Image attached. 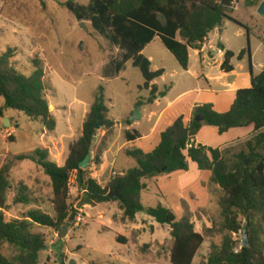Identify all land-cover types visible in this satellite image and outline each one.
Masks as SVG:
<instances>
[{
  "label": "rangeland",
  "instance_id": "obj_1",
  "mask_svg": "<svg viewBox=\"0 0 264 264\" xmlns=\"http://www.w3.org/2000/svg\"><path fill=\"white\" fill-rule=\"evenodd\" d=\"M67 1L0 0V55L9 49L14 50L10 63L28 76L35 71L31 60L43 59L48 87L46 97L57 122L56 129L50 131L41 120L8 108L0 95V181L3 184L0 213L4 212L7 218H21L35 208L53 213L50 177L34 161L20 160L18 156L42 146L49 149L53 161L64 164L69 146L82 135L84 121L100 86L105 88L109 118L116 121L117 130L129 126L127 117L130 113L133 115L138 106L151 108L148 102L150 92L141 88L145 82L141 70L133 65L131 59L116 72V64L123 59L124 50L112 45L108 38L92 27L90 21H83L84 26H81V22L64 5ZM74 1L87 4L90 0ZM248 1L240 0L228 13L247 26L249 33L244 27L226 19L221 36L223 42L235 51L241 48L248 50L249 47L251 64L254 60L257 69V63L264 61V16L256 7L249 6ZM143 54L147 58L152 57V69L163 67L167 70L156 80L164 92L162 106L181 92L199 86L193 71L180 67L159 36L144 49ZM234 62L237 64L238 60ZM244 64L249 69L248 54ZM172 85L174 88L171 90ZM153 108L160 109L156 105ZM150 126L147 119L137 125L143 133ZM204 130L203 134L211 139L207 143L213 148H219L223 141L235 135L234 131L217 133L213 137L208 131L212 130L210 126ZM96 131V140L91 147L92 160L86 170L89 175L97 174V180L105 186L113 178L112 171H127L137 163L121 151L112 165H105L104 152L120 147L125 139L122 134L112 133L103 125ZM255 136L220 148L230 165L237 161L240 152L249 151L247 142ZM141 142L144 144L141 147L149 149V143ZM128 148L141 149L139 144ZM152 177L156 178L144 179L149 187L142 192V203L149 207L163 205L174 212L177 220L189 216L196 230L205 236L193 264H208L211 244L220 243L228 234L219 205L224 191L213 183L212 172L201 170L190 162L188 171ZM22 186H27L35 199L30 204L15 201ZM69 187V202L76 212L72 213L75 218L68 233L62 237L60 232L39 225L32 229L34 233L43 234L47 244L41 252L39 264H70L72 261L75 264H172L170 257L174 239L170 225L159 223L144 211L138 212L135 219L124 218L118 201L86 204L76 173L71 175ZM77 217H81L78 224ZM239 220L246 226L242 216ZM242 233L243 230L234 234V240L241 242ZM120 235L124 236L125 243L118 240ZM2 252L10 256L13 249L4 245Z\"/></svg>",
  "mask_w": 264,
  "mask_h": 264
},
{
  "label": "trees",
  "instance_id": "obj_2",
  "mask_svg": "<svg viewBox=\"0 0 264 264\" xmlns=\"http://www.w3.org/2000/svg\"><path fill=\"white\" fill-rule=\"evenodd\" d=\"M240 0H90L82 4L74 0L64 5L80 22L90 21L92 27L109 39L114 46L124 50L123 59L116 64L119 72L124 64L133 60L145 79L141 88L149 89L150 83L161 77L165 70L151 69V60L144 49L159 36L166 48L174 55L180 67L187 71L190 66L191 50L201 51L203 43L216 28L222 27L229 19L237 25L250 29L230 17L229 11ZM262 0H249L251 7ZM14 50L0 55V95L8 108L27 114L30 118L41 120L44 126L54 131L56 118L51 112L46 97L48 89L45 81L43 59L33 58L34 74L28 76L11 63ZM251 51L243 49L238 59ZM235 53L226 50L221 70L231 72L234 67L231 59ZM158 94L156 85L151 86L148 102L152 103ZM164 95V92H161ZM139 104H142L141 102ZM197 116L203 118L198 121ZM111 130L115 121L109 118L105 88L100 86L83 124L79 139L69 146V153L60 165L50 158L49 149L37 147L29 153L20 154V160H32L41 166L52 181L53 213L42 208L30 209L21 218H7L0 213V264H39L40 255L47 248L43 234L32 231L34 225L56 230L61 233L72 216L69 202L70 178L76 173L79 189L85 193L87 203L118 201L124 211V218L135 219L138 212L144 211L163 225L171 226L174 239L170 260L172 264H193L194 259L205 242V236L196 230L195 223L187 215L177 220L174 212L163 206H145L142 191L146 188L143 179L174 171H188L190 162L201 170L212 172V181L224 191L219 205L228 234L220 243L211 244L208 264H264V69L253 75L249 88L239 89L231 108L227 112L217 111L212 104L197 105L192 118L185 121L184 116L161 133L159 145L151 152L142 149H126V154L136 160V166L113 177L105 186L89 177L80 163L91 152L92 139L97 133L98 122ZM130 124V121H127ZM253 125L258 133L247 142L249 151L240 152L237 161L230 165L220 148H213L195 142V137L204 126L218 128L225 133L232 128ZM263 130V131H262ZM140 137L139 132H127L128 141ZM192 142L191 147H187ZM246 159L249 163L246 165ZM3 184L0 181V189ZM119 190L120 198L112 197ZM27 186H22L15 198L16 203L30 204L32 198ZM249 226L250 246L243 247L242 241L234 240V234L244 230L239 217ZM125 243L124 236H118ZM8 245L13 254L8 256L2 247Z\"/></svg>",
  "mask_w": 264,
  "mask_h": 264
},
{
  "label": "crops",
  "instance_id": "obj_3",
  "mask_svg": "<svg viewBox=\"0 0 264 264\" xmlns=\"http://www.w3.org/2000/svg\"><path fill=\"white\" fill-rule=\"evenodd\" d=\"M258 5L254 7L258 8ZM222 27H218L214 29L209 34L208 38L203 43L206 44V48L204 50L202 49L200 52L196 50H191L190 66H189V70L187 71H193V74L199 86L181 92L175 98L168 101L165 106H162L161 104L164 98L163 95H161V90L156 83V80L160 77L153 80L150 83V88L147 90L150 92L151 86L156 85L158 88V94H157V98L152 103H150L151 108L146 109L142 106L141 107L142 118L139 121L131 122L127 128L126 127L124 128L123 126L122 130L121 128L117 130L118 126L115 123V126L110 130L112 131V133L122 134L125 141L122 142L120 147L118 148L112 147L104 152L102 158L104 159L105 165H109V164L112 165L114 163L115 157L118 154H120L121 151L126 152V149L130 145L139 144L140 148L141 149L143 148L145 152L153 151L161 141L162 131H164L168 126L173 124L174 121L180 116H184L185 121L189 122L192 118L194 108L197 105L212 104L217 111L227 112L235 101L237 91L239 89L249 88L251 86L253 75H258L264 69V61L257 63V69H256L253 60L252 61L253 65L251 64L248 69L246 64H244L247 55L242 60L238 59L239 53L245 48H241L238 49V51H235L233 48H230L227 44H225V42H223V37L221 36V33L224 30ZM216 41H218L219 43L216 44ZM226 50H231L235 53V56L231 59V64L234 67V69L231 72H224L221 70V64L225 59ZM149 59H152V57L149 56ZM235 59L238 60L237 64L234 62ZM151 63H152L151 64V69H152L153 62ZM212 67H214V70ZM159 69L165 70L164 74L161 76L163 77L167 73V70L165 68L158 67L152 70L156 71ZM173 88L174 85L171 86V90ZM154 105L160 107V109L158 110L154 109L153 108ZM131 115L132 113L128 115L127 120L131 117ZM145 119H147L148 122L151 123V126L149 127L146 133H143L141 129L137 127V125H139V123L144 121ZM124 124L125 122H123V125ZM210 127L212 130H208V131L212 133L213 137L217 135V133L221 135L218 128L212 126ZM206 128L207 126H204L198 132V135H196L195 138V142L197 144L210 146L208 145V143L210 142L209 140H211L210 136H206L203 134V132L205 131L204 129ZM135 131L139 132L140 137H138L135 140L128 141L126 138L127 132L134 133ZM234 131H235L234 137H231L230 139L228 138L227 140L223 141V143L220 144L219 148L223 149L239 141L248 140L251 137L261 132V131H256L254 126L251 125L248 127L232 128L225 133L228 134ZM141 141H145L149 143L150 144L149 149H145V147H141L144 146L143 142ZM214 148L216 147L214 146ZM120 172H124V171H120ZM155 178L156 177H152V178L147 177L144 179H155ZM144 179H143V183L146 185L145 189H148L149 184L148 182H144ZM110 223L112 224V221H110Z\"/></svg>",
  "mask_w": 264,
  "mask_h": 264
},
{
  "label": "water",
  "instance_id": "obj_4",
  "mask_svg": "<svg viewBox=\"0 0 264 264\" xmlns=\"http://www.w3.org/2000/svg\"><path fill=\"white\" fill-rule=\"evenodd\" d=\"M257 11L258 13H260L261 15L264 16V0H262L260 2V4L258 5V8H257ZM81 26H84V22H81ZM142 118V115H141V106H138L137 110L134 112V114L129 118V121L130 122H135V121H139L140 119ZM198 121H202L203 118L201 116H197L196 118ZM5 124H7V122H5ZM102 126V123L99 121L96 125V130L99 129L100 127ZM96 140V134L93 136V139H92V145L93 143L95 142ZM92 160V152L88 153V155L86 156V158L80 163V167L82 169H87L88 166H89V163L91 162ZM246 165L248 164V159H246ZM119 190L117 189L114 194L112 195V197H118L120 198V195H119ZM74 218H75V214H72V216L69 218L67 224H66V227L61 231L60 233V236H65L67 233H68V229L69 227L71 226L72 222L74 221ZM250 236H249V226L246 225L244 230H243V233H242V246L243 247H248L250 246ZM70 264H75L74 261H72Z\"/></svg>",
  "mask_w": 264,
  "mask_h": 264
},
{
  "label": "built area",
  "instance_id": "obj_5",
  "mask_svg": "<svg viewBox=\"0 0 264 264\" xmlns=\"http://www.w3.org/2000/svg\"><path fill=\"white\" fill-rule=\"evenodd\" d=\"M238 2H235V4L234 5H236ZM206 48V44H203V46H202V49L204 50ZM192 146V142H189L188 143V145H187V147L189 148V147H191ZM117 175H123V172H118V171H112V177H115V176H117ZM89 177H91V178H93V179H98V175L96 174H91V175H89ZM98 181V180H97ZM99 182V184L100 185H102L101 183H100V181H98ZM79 221H81V217H77V224H78V222Z\"/></svg>",
  "mask_w": 264,
  "mask_h": 264
}]
</instances>
